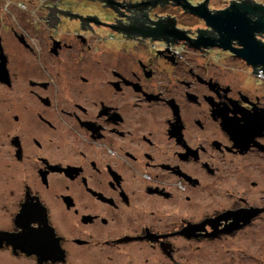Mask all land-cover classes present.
I'll list each match as a JSON object with an SVG mask.
<instances>
[{"label":"flooded vegetation","instance_id":"obj_1","mask_svg":"<svg viewBox=\"0 0 264 264\" xmlns=\"http://www.w3.org/2000/svg\"><path fill=\"white\" fill-rule=\"evenodd\" d=\"M224 12L264 43V0H0V264H264V67Z\"/></svg>","mask_w":264,"mask_h":264},{"label":"water","instance_id":"obj_2","mask_svg":"<svg viewBox=\"0 0 264 264\" xmlns=\"http://www.w3.org/2000/svg\"><path fill=\"white\" fill-rule=\"evenodd\" d=\"M209 22L215 24L219 29L228 32V35L241 41L243 48L239 50L240 56L253 66L264 67V43L257 41L249 26V20L243 13L218 15H205ZM238 51V50H236Z\"/></svg>","mask_w":264,"mask_h":264},{"label":"rangeland","instance_id":"obj_3","mask_svg":"<svg viewBox=\"0 0 264 264\" xmlns=\"http://www.w3.org/2000/svg\"><path fill=\"white\" fill-rule=\"evenodd\" d=\"M259 77H261V76H259ZM255 231H256V229H253V228H252V229H249L248 232H246V234H248V233L250 232V235H252V234H254ZM263 236H264V234H263ZM226 238L230 239V237H226ZM236 238H237V237H236ZM239 238H240V237H239ZM246 238H247V237H246ZM256 238H257V239L259 238L258 235L256 236ZM228 239H227V240H228ZM237 239H238V238H237ZM259 239H260V238H259ZM224 242H227V241L224 240ZM220 243H221V242H219V241L216 242V244L218 245V247H219L220 250H221V247H220L221 244H220ZM224 244H225V243H223V246H224V252H225L226 254H228V255H229V254H234V252H233V248H234V246H233V248H232V246H226V245H224ZM263 244H264V241H263ZM228 248H232L231 251H229ZM225 253H223V254H225ZM198 255H200V254L197 253L196 256H198ZM257 255H258V254H257ZM203 258H204V260H207V259H208V260H211V259H212V258H210V257H208L207 259H206L205 257H203ZM208 262H209V261H208ZM208 264H210V263H208Z\"/></svg>","mask_w":264,"mask_h":264}]
</instances>
